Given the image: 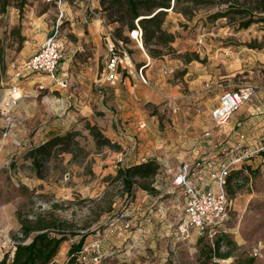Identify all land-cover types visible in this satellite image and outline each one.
<instances>
[{
	"label": "rangeland",
	"instance_id": "obj_1",
	"mask_svg": "<svg viewBox=\"0 0 264 264\" xmlns=\"http://www.w3.org/2000/svg\"><path fill=\"white\" fill-rule=\"evenodd\" d=\"M98 1L100 8L91 12L87 8L88 16L100 15L102 24L111 27V35L118 34L116 28L121 27L127 48L137 44L126 26L116 20L114 6ZM263 5L257 0H201L198 4L182 1L175 9H167L168 27H164L167 31L174 28L169 32L175 34L163 55L171 60L162 69L168 73L164 74L167 80L176 81L187 91L185 65L198 61L217 74L224 90L256 86L257 92L242 106L262 110L264 46L259 45L264 43V14L258 7ZM184 7H188L186 14L181 11ZM237 7L246 9V16L231 13L215 17L217 12ZM57 16L58 7L52 1L0 0V101L14 84L22 92L20 103L13 109L15 124L6 129L0 122V258L5 253L11 256L19 240V213L30 218L37 214L62 218L74 231L88 232L79 254L84 264H202L216 235L198 234L193 229L188 237H181L185 199L172 183L170 169L195 158L227 160L223 154L227 147L219 142H215L219 147H214V141L207 145L202 142L204 127L187 125L194 113H186L179 97L174 96L171 104L166 98L153 104L139 99L136 90L124 89L122 102L111 104L107 112L95 107L87 118L80 114V101L86 98L81 87L68 85L66 90H58L52 80L45 84L27 79L46 76L38 72L17 77L22 64L40 49ZM248 18L263 20L241 28L239 22ZM66 50L65 45L62 53ZM186 53L192 60L186 61ZM70 90L72 97H68ZM92 90L98 91V87ZM196 108L200 107L196 104ZM261 110L256 109L252 115L253 145L264 133ZM114 117L118 127L112 124V128L121 143L115 142L121 149L98 146L87 124L96 125L106 135ZM209 122L204 125L212 127ZM68 132L73 135L70 145H57L48 156L39 155L40 167H35L30 149ZM148 158H155L160 165L154 180L157 192L139 188L133 198L127 197L120 184L111 181L118 164L128 166ZM105 191L109 196L102 199ZM226 192L234 202L229 219L220 228L236 247L232 256L217 259L223 264H264V161L259 155L230 174ZM110 198L114 199L113 210L108 212L105 208ZM78 238L69 236L61 243L54 264H66L68 249ZM29 240L27 237L25 242ZM224 249L225 244L220 251Z\"/></svg>",
	"mask_w": 264,
	"mask_h": 264
},
{
	"label": "crops",
	"instance_id": "obj_2",
	"mask_svg": "<svg viewBox=\"0 0 264 264\" xmlns=\"http://www.w3.org/2000/svg\"><path fill=\"white\" fill-rule=\"evenodd\" d=\"M60 8L63 11V24L60 28L62 52L65 45L67 46V50L64 54L62 53L57 75L58 79L66 81V86L61 87L57 85V89L66 90L68 85L70 88L72 86H79L84 89L83 93L86 98L83 102L80 101V114L90 118L95 107L107 112L111 104L118 105L122 102L120 97L124 89L126 91L136 90L139 99L153 104H160L166 97L171 99L174 96L179 97L185 104L186 113L189 115H191L190 111L194 113L193 118L187 124L188 126L192 124L191 126L195 129L203 126L202 132L211 127L205 126L204 122L209 124V119L212 121L210 117L211 109L219 102V97L224 91L223 88H220L221 84L219 83L217 74L205 69V66H202L198 61L188 62L185 65L188 71L184 77L187 83L186 91L176 81L167 80V77L164 75L165 73L168 74L167 71H162L163 67H165L164 63L171 62V60H168L166 56L152 58L148 55L143 45L141 47L139 44L133 43L128 46L132 60L136 67L147 64L144 68V73L149 83H140L137 80L135 71H132L129 74H125L122 80L114 84L98 85V75L103 69L110 47L113 44L110 33L111 27L102 24V19L97 13H94L95 15L90 17L87 14V8L90 9V12L93 8H100L99 1L64 0ZM167 20L168 16L164 23L166 27H168ZM167 29L174 32V28L169 27ZM168 72L170 73L171 69ZM232 74L235 75L236 72L233 71ZM32 77L27 78L32 83H51V79L48 76H43L41 79H39L40 77H36L35 79ZM94 82H96V86ZM95 87H98V91L92 90ZM21 94L19 96V103L22 97ZM72 95L73 93L70 90L68 97H72ZM260 96H264V91ZM76 99L77 97L75 96L73 99L74 104L77 103ZM196 104L200 108H196ZM261 107L263 111L259 107L254 108L253 106L241 105L224 124L215 127L212 133L214 147H219V144L217 145L215 142H220V146L225 145L226 147H231L232 144L241 145L244 149L253 147L254 145L250 143V138L255 137L254 130L250 129L255 124L252 115L253 112H256V109L264 112V103L261 104ZM142 123L145 124L144 122H139L140 125ZM112 124L118 125L117 117L110 120L105 136L112 142L118 141L121 143L119 136L116 134L118 132L112 128ZM257 126L254 128L257 129ZM261 129L263 130V128ZM251 131L253 134H249ZM195 134L197 138V130H195ZM240 134H243L244 138L240 139ZM262 136H264V133ZM139 162L136 161L135 163Z\"/></svg>",
	"mask_w": 264,
	"mask_h": 264
},
{
	"label": "built area",
	"instance_id": "obj_3",
	"mask_svg": "<svg viewBox=\"0 0 264 264\" xmlns=\"http://www.w3.org/2000/svg\"><path fill=\"white\" fill-rule=\"evenodd\" d=\"M58 7V16L50 33L45 37L40 49L31 55L16 72L17 77H26L32 73H42L61 87L66 81L58 79L57 71L62 57V42L60 39V26L62 25L63 11L60 8L64 0H48ZM136 27L129 32L130 37L142 47V28L135 21ZM113 44L97 78L98 85L114 84L122 80L125 74L135 71L138 80L148 84L149 80L144 73L146 65L136 67L127 46L111 35ZM257 92L254 85H242L235 89L224 90L219 102L211 109L212 127L206 129L202 135V142L210 144L215 127L224 124L229 117L245 101ZM19 87L12 85L6 96L0 101V122L3 127L10 129L16 122L13 109L19 102ZM169 104L172 99L166 97ZM144 126L142 123L140 125ZM239 138H244L243 134ZM220 143V142H219ZM225 157L227 160H211L195 158L194 161H181L176 167L170 169L172 183L180 189L185 199V221L179 226V232L184 239L190 235L191 230L198 234L217 235L221 226L229 219L233 205V198L226 192L230 174L242 169L245 163L251 161L256 155L264 161V136L253 147L244 149L241 145L232 144L227 147ZM98 257H95L97 260Z\"/></svg>",
	"mask_w": 264,
	"mask_h": 264
},
{
	"label": "trees",
	"instance_id": "obj_4",
	"mask_svg": "<svg viewBox=\"0 0 264 264\" xmlns=\"http://www.w3.org/2000/svg\"><path fill=\"white\" fill-rule=\"evenodd\" d=\"M182 1L191 2L192 4L201 2V0H102V3L107 2L110 6H114L115 13L118 15L116 20H120L129 32L136 27L135 21L137 20L142 28V45L144 49L150 57L160 58L169 51L171 43L175 40V34L167 31L164 27L167 9H175ZM227 1L220 0V3ZM257 3H264V0H257ZM19 9L21 10V4H19ZM258 9L259 12L264 14V5L258 7ZM230 10L217 12L215 17H227L231 13L239 16H246L247 14V10L243 8L237 7L234 11ZM181 11L186 14L188 7L182 8ZM262 20V18H248L240 21L239 26L247 28L252 22ZM121 31V27L116 28L118 34L113 33V36L126 45L124 37L120 35ZM259 46H264V43ZM194 58H198V55H194ZM190 60H192V57L186 53V61ZM87 128L98 146L121 149L118 143L112 142L96 125L87 124ZM72 137L73 135L70 132L63 136L54 135L41 144L32 147L29 153L32 156L34 166L40 167L39 155L48 156L51 148L57 145L69 146ZM159 168L160 165L155 158H148L128 166L118 164L116 174L111 178V181L118 182L121 192L130 198L134 197L136 189L139 188L150 193H156L154 180ZM108 196L109 192L105 191L102 199L108 198ZM113 202V198L107 201L105 211L111 212L113 210ZM18 216L20 223L19 240L15 243L12 255L9 256L5 253L0 258V264H54V258L61 243L67 240L69 236L76 235L79 238L71 243L67 252L66 264H84L79 260V254L82 251L88 232H76L72 229L71 223L58 217L37 214L30 218L28 216L22 217L19 213ZM27 237H30V240L25 242ZM223 244H225L226 249L220 251ZM235 247L236 244L223 235L222 232L218 233L202 264H223L217 258L223 259L232 256Z\"/></svg>",
	"mask_w": 264,
	"mask_h": 264
}]
</instances>
